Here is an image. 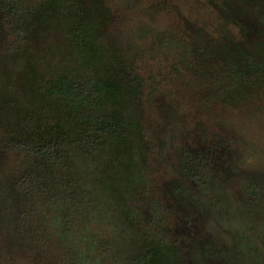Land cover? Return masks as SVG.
<instances>
[{"label": "trees", "instance_id": "16d2710c", "mask_svg": "<svg viewBox=\"0 0 264 264\" xmlns=\"http://www.w3.org/2000/svg\"><path fill=\"white\" fill-rule=\"evenodd\" d=\"M208 4L217 30L165 34L160 48L204 110H264V0ZM114 21L105 0H0V253L33 264H252L210 217L222 202L202 192L229 187L246 220L264 222V175L240 169L231 141L206 145L201 134L153 196L149 159L163 148L149 140L144 81ZM245 237L264 260V243L249 228Z\"/></svg>", "mask_w": 264, "mask_h": 264}, {"label": "rangeland", "instance_id": "374dc122", "mask_svg": "<svg viewBox=\"0 0 264 264\" xmlns=\"http://www.w3.org/2000/svg\"><path fill=\"white\" fill-rule=\"evenodd\" d=\"M114 14L113 33L128 51L144 81L146 131L152 143L160 144L163 154L149 159L152 194L162 199L163 187L178 178L179 156L183 147L195 148L198 136L205 135V144L212 140H229L241 170L264 175V110L243 108H201L198 98L188 88L187 76L172 69V61L158 43L171 34L183 37L185 32L203 28L208 33L220 23L208 0H105ZM170 111L168 114L164 110ZM173 116V117H172ZM202 196L222 202V212L213 213L220 222L221 235L228 245L234 238L244 242L243 255L252 264H264L259 256L250 254L254 241L245 237V229L264 243V222L246 220L235 203L229 187L213 181ZM174 221L170 219L169 227ZM218 224V225H219ZM229 236H227V234ZM226 236V237H225ZM234 236V237H233ZM131 234L125 231L120 241L128 244ZM264 254V247L261 248ZM0 264H33L27 258L0 253Z\"/></svg>", "mask_w": 264, "mask_h": 264}]
</instances>
